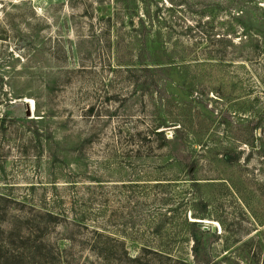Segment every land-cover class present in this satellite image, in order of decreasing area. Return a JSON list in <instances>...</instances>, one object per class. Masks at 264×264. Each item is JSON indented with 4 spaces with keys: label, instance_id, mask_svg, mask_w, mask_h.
I'll list each match as a JSON object with an SVG mask.
<instances>
[{
    "label": "rangeland",
    "instance_id": "rangeland-1",
    "mask_svg": "<svg viewBox=\"0 0 264 264\" xmlns=\"http://www.w3.org/2000/svg\"><path fill=\"white\" fill-rule=\"evenodd\" d=\"M183 1L0 0V264H264V0Z\"/></svg>",
    "mask_w": 264,
    "mask_h": 264
},
{
    "label": "trees",
    "instance_id": "trees-1",
    "mask_svg": "<svg viewBox=\"0 0 264 264\" xmlns=\"http://www.w3.org/2000/svg\"><path fill=\"white\" fill-rule=\"evenodd\" d=\"M189 0H184V4L185 6L188 8V13L190 12L192 15L195 14L196 16H198L199 18L204 14V12L207 10V6L202 4L199 7L196 6L197 2L199 0H197L195 3L193 4H188ZM204 1V0H202ZM208 1H212L211 4H215L217 2H219V0H208ZM234 1V4L237 8H242V6L244 5L243 0H232ZM242 11L240 10V12H238L236 15L237 16H232L231 18H233V20H241V14ZM156 22L158 23V17L155 18ZM153 21H151L152 23ZM210 23L211 22H206L203 23L201 21H194V25H192V27H188L185 31L187 38H190L192 40V46H190V48L185 49L188 53H190L191 51H194L196 48L201 47L202 44H204L205 46L201 49L200 54H208L211 58L213 59H219V60H225V58H227V55H230V57H234V55L236 54V50L237 49H241V45L244 44L245 42L242 40V38L239 39L238 43H234V39L236 37V35H240V33L238 31H235L236 29H233L231 26L228 29H224L222 31V33L220 34H216L215 31L213 29H210ZM260 30L258 31H262L264 30V25L260 24L259 26ZM241 32H245V29H241ZM260 34V33H259ZM263 38H264V33L260 34ZM246 36V35H245ZM260 38V37H259ZM164 43L162 44V48L166 49L164 47ZM227 47H229V49H226ZM194 49V50H191ZM227 50H230V54L228 53ZM192 56H198V55H192ZM237 58H242L241 53L239 55H236ZM211 60V59H210ZM174 63H166V65L168 67H175L174 70H176L177 66H173ZM184 64V63H183ZM143 66V73H147L149 72V68L147 65H142ZM149 66H153V65H149ZM182 66H178L179 70L182 69ZM146 82V80H145ZM157 130V129H156Z\"/></svg>",
    "mask_w": 264,
    "mask_h": 264
},
{
    "label": "bare ground",
    "instance_id": "bare-ground-1",
    "mask_svg": "<svg viewBox=\"0 0 264 264\" xmlns=\"http://www.w3.org/2000/svg\"><path fill=\"white\" fill-rule=\"evenodd\" d=\"M28 102V101H27ZM32 101H30L29 103H31ZM31 106H33V102L31 103ZM32 108V107H31ZM32 110H33V108H32Z\"/></svg>",
    "mask_w": 264,
    "mask_h": 264
}]
</instances>
